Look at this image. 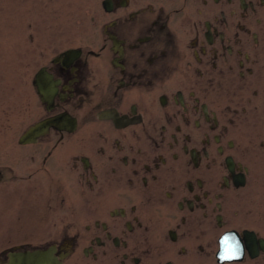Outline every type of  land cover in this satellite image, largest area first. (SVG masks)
Returning a JSON list of instances; mask_svg holds the SVG:
<instances>
[{"label":"flooded vegetation","instance_id":"flooded-vegetation-1","mask_svg":"<svg viewBox=\"0 0 264 264\" xmlns=\"http://www.w3.org/2000/svg\"><path fill=\"white\" fill-rule=\"evenodd\" d=\"M76 24L21 75L37 112L0 129V263L53 247L61 264H264V221L242 206L264 153L245 128L264 0H99Z\"/></svg>","mask_w":264,"mask_h":264},{"label":"rangeland","instance_id":"rangeland-1","mask_svg":"<svg viewBox=\"0 0 264 264\" xmlns=\"http://www.w3.org/2000/svg\"><path fill=\"white\" fill-rule=\"evenodd\" d=\"M98 1L0 0V91L6 89L0 102V129L5 128V120H21L25 116L22 113L26 106L37 112L36 102L33 98L30 100V93L21 81L22 73L28 67H36L41 63L39 55L43 50L57 51L68 41L74 40L76 23H86ZM14 70L18 76L17 83L11 79ZM262 94L264 95V91ZM263 98L262 95L258 98L251 96L252 104L247 105L249 123L245 128L251 132L264 129ZM1 152H4L3 147ZM257 154L251 183L242 206L245 211L250 209L255 214V219L264 221V153L258 151ZM11 187L12 183L0 184V195L10 194ZM2 199L3 196H0V210L3 209ZM12 206L7 198L6 208L4 207L7 216L15 215V208Z\"/></svg>","mask_w":264,"mask_h":264},{"label":"water","instance_id":"water-1","mask_svg":"<svg viewBox=\"0 0 264 264\" xmlns=\"http://www.w3.org/2000/svg\"><path fill=\"white\" fill-rule=\"evenodd\" d=\"M37 85V83H35ZM39 93H41L38 90ZM52 121H43L30 127L20 138V143L35 140L39 134H43ZM221 252H224L222 249ZM55 249L48 247L45 249L34 248L23 251H12L8 253L7 260L0 264H61L59 258L55 255ZM63 256H60V259Z\"/></svg>","mask_w":264,"mask_h":264},{"label":"snow or ice","instance_id":"snow-or-ice-1","mask_svg":"<svg viewBox=\"0 0 264 264\" xmlns=\"http://www.w3.org/2000/svg\"><path fill=\"white\" fill-rule=\"evenodd\" d=\"M233 255H235V249L233 250ZM225 258H231L230 256H227Z\"/></svg>","mask_w":264,"mask_h":264}]
</instances>
